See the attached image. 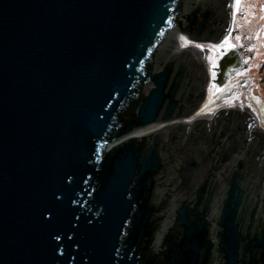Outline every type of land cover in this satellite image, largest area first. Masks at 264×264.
<instances>
[{
	"label": "water",
	"instance_id": "1",
	"mask_svg": "<svg viewBox=\"0 0 264 264\" xmlns=\"http://www.w3.org/2000/svg\"><path fill=\"white\" fill-rule=\"evenodd\" d=\"M225 1L0 0V264H264L254 154L177 157L165 126L207 80L178 36L213 42Z\"/></svg>",
	"mask_w": 264,
	"mask_h": 264
},
{
	"label": "flooded vegetation",
	"instance_id": "2",
	"mask_svg": "<svg viewBox=\"0 0 264 264\" xmlns=\"http://www.w3.org/2000/svg\"><path fill=\"white\" fill-rule=\"evenodd\" d=\"M225 2L226 7L221 14L222 23L217 26V36L214 37V41L198 44L187 40L190 44L186 47L192 46L197 48V54L200 58L206 53V49L202 48L201 45L213 44L215 41L219 42L222 36L226 35L228 32V35H230L232 31L231 23H227L229 17L228 1ZM231 48L239 54L243 69L248 68L251 64L248 58L253 56V52L249 51L248 46L238 41V43L234 42ZM174 49L175 45L173 44L171 48L166 51L167 55ZM219 52L218 59L227 51L224 50L223 52V50H219ZM164 57L165 56H163V58ZM204 60L205 64L202 62L199 66L202 72L204 70L207 72V80L205 79L202 88L199 89L200 92H203V98L200 96L201 98L198 99L199 104L189 115L181 120H175L165 125L168 127L173 126L177 129L176 142L172 152L178 157L191 145L196 146L198 150L208 152L209 149H219L222 146L234 144L238 146L236 148L237 152L232 155L228 167L232 166L237 158L254 154L256 165L260 167V171L264 178V128L261 127L260 119L250 102H246L241 98L239 100H233V89H230V91L226 89L223 92L225 93L224 98L228 99L226 103L219 105L209 116H195V113L206 100L207 90L211 88L215 96H218L220 91L227 84V82L223 84L217 91L214 89L211 81L215 77L213 69L217 66V62L214 65L208 63L206 59ZM156 127H151L146 130ZM258 181L259 180H256V182Z\"/></svg>",
	"mask_w": 264,
	"mask_h": 264
},
{
	"label": "rangeland",
	"instance_id": "3",
	"mask_svg": "<svg viewBox=\"0 0 264 264\" xmlns=\"http://www.w3.org/2000/svg\"><path fill=\"white\" fill-rule=\"evenodd\" d=\"M231 25L230 35L228 32L220 42L201 45L212 50V53L206 50V61L215 65L220 54L219 50L228 52L232 49L229 45L241 41L243 45L248 46L249 51L253 52V56L248 58L251 64L230 78L218 96H215V93L209 88L206 100L195 116L211 112L218 105L225 103L224 90L233 89V93L236 94L242 89H246L245 97L254 107L261 127L264 128V0H241L238 12L235 0H232ZM178 39L181 41L182 47L190 44L182 35L178 36ZM225 40L227 43H224Z\"/></svg>",
	"mask_w": 264,
	"mask_h": 264
},
{
	"label": "snow or ice",
	"instance_id": "4",
	"mask_svg": "<svg viewBox=\"0 0 264 264\" xmlns=\"http://www.w3.org/2000/svg\"><path fill=\"white\" fill-rule=\"evenodd\" d=\"M240 2H241V0H235V5H236L237 12L239 11ZM224 43H227V40H225ZM229 46L231 47V45H229Z\"/></svg>",
	"mask_w": 264,
	"mask_h": 264
}]
</instances>
